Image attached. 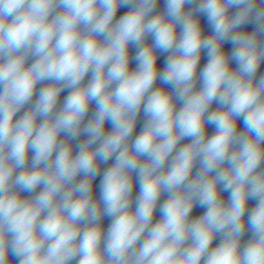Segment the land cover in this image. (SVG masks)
Here are the masks:
<instances>
[{
	"label": "clouds",
	"instance_id": "1",
	"mask_svg": "<svg viewBox=\"0 0 264 264\" xmlns=\"http://www.w3.org/2000/svg\"><path fill=\"white\" fill-rule=\"evenodd\" d=\"M156 4L0 0V264H8L9 251L19 264H70L77 256L78 264H264V170H258L264 75L255 79L264 61V7L257 0H165L164 12L150 15ZM189 4L196 7L186 11ZM124 5L132 7L113 22ZM233 7L238 11L230 14ZM194 13L207 16L212 34H203ZM250 20L255 31L237 30ZM225 41L233 44L230 56ZM130 44L136 48L132 70ZM157 50L169 53L163 71ZM202 50L208 62L195 90ZM30 56L35 59L27 65ZM158 78L171 92L153 87ZM43 81L51 83L14 119ZM66 88L71 91L57 110ZM92 102L96 111L83 123ZM213 102L218 107L209 111ZM141 108L147 119L131 140ZM239 118L243 131H237ZM106 122L112 124L107 133ZM206 125L215 128L211 136ZM82 131L88 138L73 155L61 133L71 140ZM185 138L190 142L177 149ZM113 156L95 201L99 162ZM133 172L140 182L134 210ZM40 185L31 199L14 191L31 193ZM220 186L230 193L227 204ZM162 192L169 195L153 224ZM250 198L258 201L247 219L252 239L241 248ZM197 204L206 211L189 219ZM102 215L113 217L106 235ZM217 233L223 239L210 250Z\"/></svg>",
	"mask_w": 264,
	"mask_h": 264
},
{
	"label": "water",
	"instance_id": "2",
	"mask_svg": "<svg viewBox=\"0 0 264 264\" xmlns=\"http://www.w3.org/2000/svg\"><path fill=\"white\" fill-rule=\"evenodd\" d=\"M132 5H124L118 8L116 16L114 17V21L118 20L122 15H124L125 13H127L130 9H131ZM166 7L165 4V0H157V4L156 7L154 9V11L150 14V15H156L158 13H162L164 12ZM196 7V4H189V5H185V10L189 11V10H193ZM257 7L258 8H262L264 7V5H261L259 3V0H257ZM56 11H61V9H56ZM236 11H238L237 8L233 7L229 9V13L230 14H234ZM55 14V13H54ZM194 15L199 19L201 28L203 30V34L205 36H208L210 34H212V28L208 23V19L207 16L203 13H194ZM256 29V24L254 22H252L251 20L248 23H245L243 25L240 26L239 29H237L238 31H244V32H253ZM177 34L179 35L180 33V27L177 26ZM102 39V38H101ZM261 41H264V36L260 37ZM146 42L147 43H151L152 42V37L149 35L146 37ZM223 50L230 56L231 52L233 50V44L230 41H225L223 43ZM136 54V48L133 45H129V56H130V70L135 69L137 66V62L136 60L133 58ZM169 55V53H160L159 50H157V56H158V60H157V67L160 71H163L164 67H165V61L167 56ZM35 59V57H29V59L27 60V65H30L33 60ZM208 62V55H207V50H202L201 52V58H200V62L197 68V81H196V86H195V90H198L201 87V81L199 79V72L203 69V67L205 66V64ZM237 63L235 60H231L230 61V67L232 70H235L237 68ZM91 72H89L84 80L82 81L83 84H87L88 81L91 79ZM261 75H264V61H261L259 68L257 69L256 72V76L255 79L258 81L259 78L261 77ZM51 81H43L37 84L36 86V90L34 92L33 97L31 98V100L24 105L20 111H18L16 113V116L14 117V119H19L26 111H28L32 105L36 102V100L38 99L39 96V91L41 88L47 86L48 84H50ZM154 88H159L162 87L164 88L166 91L171 92V86L166 85V84H162V82L159 80V78L156 80L155 84L153 85ZM71 91V89L66 88L64 91H62L60 93L59 99H58V103H57V110H59L64 103L65 97L69 94V92ZM181 103L179 101L176 102V108L177 110H179V108L181 107ZM218 107V105L213 102V104L211 105L209 111L215 110ZM96 111V105L95 102H92L89 105V110L87 115L84 118V122L83 123H87L88 120H90L94 113ZM40 119L42 118H38V123L40 121ZM147 118L144 115L143 112V108H141V111L137 117V122H136V126L135 129L133 131L131 140H134L135 137L137 135H139V133L141 132L145 120ZM83 126V125H82ZM105 133L111 131L112 129V124L110 122H106L105 123ZM244 130V123H243V118H239L237 121V131H243ZM206 131L208 136H211L214 132H215V128L212 125H206ZM88 138V135L86 133H84L83 131L81 132V134L76 138V139H71L68 140L67 137L61 133L60 139H64L66 140L71 146H72V150H73V155H75L78 151V145L82 142H84L86 139ZM190 142V138H185L182 139L179 144L177 145V149H179L180 147H182L183 145L187 144ZM97 145H93V147H96ZM175 154V152L173 153V155ZM55 155V154H54ZM31 158H32V152L29 151V157H28V163L25 165V167H30L31 166ZM146 157H141V160H145ZM171 160V157H169V162ZM115 162V156H113L111 159H109L106 163L105 162H99V168H100V172L99 175L93 180L92 182V191H93V199L95 201H99L100 200V192H101V180L103 177V174L105 172V170L109 167L112 166V164ZM169 166V163L165 164V168H167ZM226 166V165H225ZM200 168V163L199 160H197L195 166L193 167L192 170V174L191 176H195L197 171ZM258 170H264V161H262L261 165L259 166ZM19 171H21V169H17L15 174H18ZM132 178H133V191H132V209L134 210L136 207V198L139 195L140 192V182L139 179L137 178V174L135 172L131 173ZM211 175H214V173H212ZM83 178V174L77 176L76 180L77 182ZM191 178V177H190ZM43 185L38 186L34 192H23L20 191L19 189H14V191H19L20 192V196L21 198H27V199H31L34 198L41 190H42ZM221 191H220V196L223 199V201L227 204L228 203V199H229V192L223 191L222 190V186H220ZM168 193L167 192H162L160 199L157 203L156 206V210L154 212L153 215V224L156 223L157 221H159L161 219V213H160V204H162L165 200H167L168 198ZM257 199L254 198H250L247 202V210L245 212L244 215V220H245V231L244 234L242 235L241 239H240V246L241 248H243L251 239H252V230L248 227L247 225V219H248V215L251 212V210L256 206L257 204ZM102 207V205H101ZM206 211L205 208L199 206V204L195 205L189 219H195L199 216H201L204 212ZM113 217L107 216V215H102L99 221V224L101 225L104 234H107V230L112 222ZM147 233H145V236H143L141 238V240H143L144 238H146ZM223 239V234L222 233H217L212 241V244L210 245V250L215 248L218 244L221 243ZM186 243H191V240L187 241ZM101 247H103V241L101 244ZM79 256H77L74 260H72L70 262V264H78V260H79ZM8 264H19L18 262V258L13 256L11 251H9L8 253ZM201 264H204V260H201Z\"/></svg>",
	"mask_w": 264,
	"mask_h": 264
}]
</instances>
